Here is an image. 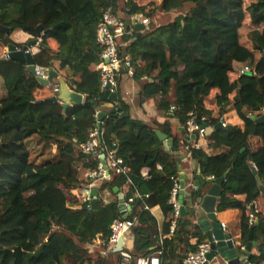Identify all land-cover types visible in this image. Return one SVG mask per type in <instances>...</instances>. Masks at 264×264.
I'll return each instance as SVG.
<instances>
[{
	"label": "trees",
	"instance_id": "obj_1",
	"mask_svg": "<svg viewBox=\"0 0 264 264\" xmlns=\"http://www.w3.org/2000/svg\"><path fill=\"white\" fill-rule=\"evenodd\" d=\"M185 2L194 3L188 15L158 28L149 23L137 35L129 17L149 19L158 8L155 0H0V27L10 31L0 29V47L21 49L39 40L35 65L63 72L68 87L84 96L83 104L64 111L59 102L47 101L52 90L40 86L25 66L0 59L5 91L0 98V264H137L159 250L161 264H182L203 241L199 236L190 246L193 233L182 218L173 235L165 237L172 210L170 178L179 175L180 143L172 130L184 128L190 112L205 128L193 137L182 132L198 165L193 179L224 178L217 211H240L242 246L251 227L262 235L253 260L264 263V216L259 213L248 225L245 211L246 203L262 197L258 180L264 187V122L255 121L264 115V0H163L159 11L169 13ZM108 9L114 14L121 10L131 30V36L117 40V48L120 57L130 58L139 103L152 100L159 113L172 115L175 125L168 118L159 124L130 115L118 92L120 78L127 76L124 68L117 78V103L101 100L94 69L101 47L95 31ZM242 65L253 74L239 76ZM102 104L110 107L101 123V146L114 142L128 172H109L95 187L97 194H107L106 200L97 195L85 202L71 191L81 185L79 172L94 170L100 162L102 152L84 154L80 145L96 127ZM116 109L123 118L116 117ZM232 113L240 124L229 121ZM202 117L207 121L201 122ZM222 117L226 127L217 128ZM156 130L171 139L169 152ZM33 137L44 148L53 145L55 158L31 160L27 141ZM199 139L206 140L210 154L195 148ZM118 193L123 201L139 196L126 218L119 212ZM241 195L243 202L235 198ZM154 207L164 216L160 227L150 213ZM117 219L135 220L128 257L104 253L105 246L90 257L85 246L97 237L106 243Z\"/></svg>",
	"mask_w": 264,
	"mask_h": 264
},
{
	"label": "built area",
	"instance_id": "obj_2",
	"mask_svg": "<svg viewBox=\"0 0 264 264\" xmlns=\"http://www.w3.org/2000/svg\"><path fill=\"white\" fill-rule=\"evenodd\" d=\"M129 21L130 25L133 27L136 23L144 25L145 28L149 24V20L146 18H142L141 15L130 16ZM126 35L131 36V30L127 27V25L123 21V18L118 14H114L110 9L103 11L95 31V42L101 47V53L99 55V63L94 66V69L99 77L100 90L102 93H104L106 89H108L111 93H115L117 89V78H119L120 71L123 68L126 70L127 77L131 78L133 76V69L129 56L120 57L118 54L117 40ZM38 42L36 46L27 48L24 53L32 55L33 57V54L36 52V48L38 47ZM17 50L20 49L17 48ZM1 57H3V60L10 59L9 52L6 48H3L0 51V58ZM50 70L51 68L49 67H39L35 65L34 75L35 77L45 80L48 78V73ZM246 74H253L250 67L248 65H242L241 67H239L238 75L242 76ZM48 87L52 90L53 96H56L58 92V84L53 80ZM200 121L205 122L207 121V119L205 117H202ZM219 124L222 128L226 127V123L223 117L219 119ZM183 129L185 130L187 135H192L194 133L203 135L205 133V128L197 121V116L192 112L188 114ZM101 140V132L98 131L97 127H95L89 132L88 140L80 145V150L84 154L102 152L101 155H103L104 157L106 166L105 168L100 161L94 170H87L83 172L85 184H81L79 188L71 191V195L81 201L86 202L91 199V190L95 189L96 184L99 185L101 182L106 180L109 176V172L119 175L126 174L128 172V168L127 166H125L123 159L117 155L116 144L112 142L109 147H102ZM208 179H213V177H210ZM170 180L172 182V187L168 194V204L171 206L172 210L170 214L168 234L165 237L173 235L177 226V221L180 218V204L178 200L180 189L179 178L171 177ZM102 196L106 200L107 194L105 192L102 193ZM136 197L139 198L138 195H135L133 198H129L127 201H123V209L119 211L121 215H126L130 211L131 204ZM245 211L247 215L248 225L255 224L257 216L260 213L259 204L256 201L246 203ZM134 225L135 220H114L109 227L110 235L106 243L97 240L98 238L92 240V243H94L96 246H105L104 253L111 250L113 251L119 239L123 238L125 234L129 233ZM220 225L224 230L225 225ZM209 251L210 248L207 242L199 243L196 247V250L189 253L182 260V264H204L206 262V255ZM119 252L123 257H128L127 251H124L122 248L119 250ZM160 255L161 250L147 259L138 260L137 264H161L159 258Z\"/></svg>",
	"mask_w": 264,
	"mask_h": 264
},
{
	"label": "water",
	"instance_id": "obj_3",
	"mask_svg": "<svg viewBox=\"0 0 264 264\" xmlns=\"http://www.w3.org/2000/svg\"><path fill=\"white\" fill-rule=\"evenodd\" d=\"M134 31L139 35V33L145 30V26L136 23L134 25ZM5 33H9L8 29H4L0 27ZM37 35H40L41 28L38 27L36 29ZM38 40H33L24 45L20 50H17V47L14 45H8L6 49L9 52V58L11 60L16 61L17 63L25 66L27 70L34 74L35 63L33 61L32 55L25 54L24 51L29 47H34L37 45ZM3 60V57L0 58ZM37 82L42 87H48L51 81H55L58 84V92L56 96H52L47 99L49 102H59L62 104L63 110L65 111L70 106L81 105L84 102V96L82 94L76 93L71 90L65 80L54 70H50L48 73L47 79H40L36 77ZM108 87V86H107ZM117 94L109 92L106 89L102 95V101H111L113 103H117ZM93 105L96 104L95 101L92 102ZM116 111V117L119 115L121 118L124 117L123 114H120L118 109ZM107 116L105 112H97L96 119L97 124L96 127L98 131L101 129V123L103 119ZM251 119H255L254 116H251ZM257 123L264 122V115L255 120ZM217 128H221V125L218 124ZM183 131V128L179 129ZM157 139L161 141L164 145V149L166 152H169V149L172 147L171 139L167 138V136L160 131H154ZM188 136H186L187 138ZM101 163L105 166V161L103 155L100 157ZM185 177L184 175H180L179 178V194L178 200L180 204V218L188 217L189 219L195 220V225L201 229L206 242L209 244L210 251L206 255V262L204 264H211L212 261L217 262V264H250L249 257L250 251L252 247L256 246V243L253 241V227L250 228L247 236V244L243 248H238L237 244L233 241V239L224 232L221 228L220 223L216 217V205H220L222 203L221 199V185L224 181V178H220L217 180L214 179H206L205 181L197 178L192 183L191 191L189 195H185ZM260 194L264 199V187L260 184L261 182L258 180ZM97 189H92L90 192L91 198L97 197ZM119 211L123 209V197L120 193H118ZM203 214V216H199V214ZM125 217V215H123ZM126 218V217H125ZM123 238H120L117 242L116 247L113 249V252H119L122 248ZM82 264V262L80 263Z\"/></svg>",
	"mask_w": 264,
	"mask_h": 264
},
{
	"label": "crops",
	"instance_id": "obj_4",
	"mask_svg": "<svg viewBox=\"0 0 264 264\" xmlns=\"http://www.w3.org/2000/svg\"><path fill=\"white\" fill-rule=\"evenodd\" d=\"M162 1L163 0H155L158 8H157V10H155L153 12L151 17L148 19L150 25L154 26L155 28H158L160 26H164V25H167V24L173 22L176 17H179V16L184 17V16L188 15L190 13L191 9L194 7V3L185 2L177 10H173L169 13H161L159 11V8L162 4ZM117 4H119V1H117ZM117 14L119 16L123 17L121 10H118ZM2 49L3 48L0 47V51ZM58 74L61 76L63 74V72H60ZM118 90H119L118 92H119L120 98L129 106L130 115L133 118L140 119L144 122L156 121L159 124H163L165 122V120L168 118V119H170L169 120L170 123L175 125L176 122H175V120H172V115L169 114L168 117L167 116L165 117L164 115L159 113L156 110L155 104L152 100H147L142 104L139 103V86L131 78H129L127 76H122L119 80ZM4 95H5V91H4L3 86H2V80L0 79V98L3 97ZM109 107H110V105H108V104H102L99 107V112L107 113V110L109 109ZM229 117H231L229 119L230 122H232L234 124H240V122L236 119L234 113H232L231 116L229 115ZM180 128L181 127H179V126H175L173 128L172 132L177 137V139L179 140V143H180V152L177 155V157H178V173H179L178 178H180V175H184V177H185L184 194L188 196L189 192L191 191V188H192V183H193V181H195L193 179V175H194L195 171H198V165L195 162L194 155L192 154V152L190 151V149L188 147L186 135H184L182 133L183 131L179 130ZM192 137H193V135H192ZM193 145L197 149H203L207 154L211 153V150L209 148H207V143H206L205 139H199L197 141V143H194ZM218 151L219 150H215L214 153H217ZM97 185L98 184H96V186ZM97 195H102V193L97 194ZM235 198L241 202H243L245 200V197L242 195L236 196ZM262 198L263 197H261L256 202L260 206V214L264 216V200ZM217 207H218V205H216V217H217L218 222L220 224L225 225L224 232L227 233L233 239V241L237 244L238 248L245 247V245H243V246L241 245V241H240V232H239V222H240V215H241L240 211L235 210V209H228V210H225L223 212H218ZM150 213L152 214L153 218L155 219L158 227H160L161 224L164 222V216H163L161 210L159 209V207L152 208L150 210ZM199 216L201 217V216H203V214L201 213V214H199ZM182 219L184 221L188 222L189 228L191 229V232L193 233L189 237L190 246H193L197 243V239L199 236H201L202 240H203L200 243L206 242V239H205L203 233L201 232V229L195 225L194 219H189L188 217H185ZM97 240H99V238ZM253 241L256 243V246L252 247V249L250 251V257L248 260H249L250 264H257L253 260V257L258 255V248L261 244H263L262 235L254 231L253 232ZM94 242H97V241H94ZM85 247L88 249V253H89L90 257H93V256L96 257V254L98 253L97 252L98 246H96L94 243H91V244L86 245ZM131 248H132V236H131V233L129 232V233L125 234L123 237L122 249L124 251H129ZM185 250H186V248L184 250H181L179 252V254H182L183 251H185ZM211 264H217L216 260L212 261ZM220 264H222V263H220ZM259 264H264V263H259Z\"/></svg>",
	"mask_w": 264,
	"mask_h": 264
},
{
	"label": "rangeland",
	"instance_id": "obj_5",
	"mask_svg": "<svg viewBox=\"0 0 264 264\" xmlns=\"http://www.w3.org/2000/svg\"><path fill=\"white\" fill-rule=\"evenodd\" d=\"M39 43V42H38ZM43 144H36V138H31L27 141V147L31 150V157L30 159L33 160L35 163H41L46 159L55 158V148L53 145H49L46 148L43 147ZM79 178L81 180V184H85L83 172H79Z\"/></svg>",
	"mask_w": 264,
	"mask_h": 264
}]
</instances>
